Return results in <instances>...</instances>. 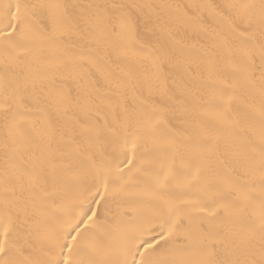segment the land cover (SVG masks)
<instances>
[{"label":"snow or ice","instance_id":"obj_1","mask_svg":"<svg viewBox=\"0 0 264 264\" xmlns=\"http://www.w3.org/2000/svg\"><path fill=\"white\" fill-rule=\"evenodd\" d=\"M0 264H264V0H0Z\"/></svg>","mask_w":264,"mask_h":264},{"label":"bare ground","instance_id":"obj_2","mask_svg":"<svg viewBox=\"0 0 264 264\" xmlns=\"http://www.w3.org/2000/svg\"><path fill=\"white\" fill-rule=\"evenodd\" d=\"M174 2L187 3V2H189V0H174Z\"/></svg>","mask_w":264,"mask_h":264}]
</instances>
